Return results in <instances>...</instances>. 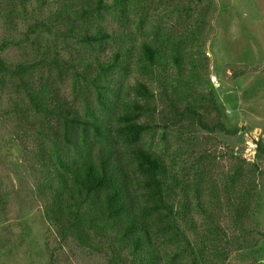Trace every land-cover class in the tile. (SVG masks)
Returning a JSON list of instances; mask_svg holds the SVG:
<instances>
[{"label":"rangeland","instance_id":"rangeland-1","mask_svg":"<svg viewBox=\"0 0 264 264\" xmlns=\"http://www.w3.org/2000/svg\"><path fill=\"white\" fill-rule=\"evenodd\" d=\"M12 1L17 2L0 1V57L9 68L38 61L35 52L45 48L73 63H79V56L86 54L87 61L99 55L108 64L117 51L134 43L133 54H122L120 62L128 71L114 69L111 87L121 88L123 100L135 97L132 88L138 82L146 83L155 95L151 104L157 108L154 118L159 126L146 134L143 142L162 154L171 172L184 180L178 190L190 207L196 210L200 203L207 210L206 214L193 210L192 228L181 222L195 256L201 257L198 263L264 264V155L257 154L258 142L264 144V0H142L127 18L115 10L103 11L91 20L90 30L93 33L100 28L111 35L101 47L87 46L78 36L67 34L63 10L80 0H32L27 14L11 19ZM54 12L66 22L50 20ZM39 22L52 29L34 27ZM30 27L37 28L36 32L30 34ZM166 40L182 48L181 66L186 71L193 59H205L203 54L196 55L197 51L208 55L207 70L191 88L187 72L179 74L168 48L164 70L141 72L140 45L151 42L167 47ZM47 75L49 72L41 68L34 80ZM212 75L218 78V85L212 83ZM57 82L60 93L76 110L85 112L89 104L101 116L93 87L87 95L75 97L72 73H66L63 81L57 76ZM166 88L169 97L179 99L176 103L181 107L197 102L208 123L220 118L237 134L210 133L196 123L193 127L186 123L164 128L161 112L170 111V102L163 97ZM211 97L220 115L208 102ZM27 105L28 98L17 79L0 73V264H108V256L90 254L70 238L62 240L55 225L47 220L45 210L51 203L48 184L52 181L55 186L54 148L45 135L48 118L35 116V127L22 119L20 111ZM114 114L107 116L114 119ZM239 171L255 186L250 199L228 189L231 177ZM251 201V213L239 218L242 207ZM178 245L177 241L167 244L170 264H194L190 251L183 253L181 249L182 254L174 259ZM122 253L128 254L126 249Z\"/></svg>","mask_w":264,"mask_h":264},{"label":"trees","instance_id":"trees-1","mask_svg":"<svg viewBox=\"0 0 264 264\" xmlns=\"http://www.w3.org/2000/svg\"><path fill=\"white\" fill-rule=\"evenodd\" d=\"M141 2L80 0L74 7L66 6L63 11L67 14V34L78 36L80 42L87 46L96 44L101 47L111 39V35L100 28L90 32L91 20L107 10L118 11L127 18L130 12L137 11ZM31 3L32 0L12 1L11 19L27 14ZM49 18L56 19V23L66 22L55 12ZM34 27L52 29L46 22H39ZM37 28L30 27L29 33H35ZM29 38L28 34L27 41ZM167 42L165 44L169 45ZM140 46V69L144 75L152 73L154 68L165 69L169 61L166 48L172 51L171 58L179 74L183 76V72H187L188 88L207 70L208 55L202 50L196 55L203 54L205 59H193L190 70L186 71L185 66H181L184 58L179 46L171 44L164 47L151 42H143ZM133 52L134 43H131L117 51L114 60L108 64L102 62L99 55H94V60L89 57L87 61L85 53L79 56V63H73L56 51L38 49L35 52L38 61L21 63L15 68H9L0 57V73L10 75L22 85L28 105L26 109H21L20 115L27 124L35 127V116L38 115L49 120L45 135L53 143L56 169L53 178L55 186L52 181L48 184L51 203L46 207L45 216L55 225L62 240L70 238L90 254L108 256V264L137 261L141 264H170L167 244L177 241L179 245L174 259L182 252L190 251L194 255L193 263L199 264L201 257L198 254L195 256L194 246L181 229V222L192 228L194 221L190 215L195 210L184 194L179 193L178 188L181 189L184 180L171 172L162 154L143 142L144 136L159 126L154 118L157 108L151 104L155 95L146 83L138 82L132 88L135 97L123 100L121 88L111 87L110 76L114 69L128 71L120 65L122 54L129 57ZM41 68L50 75L34 80V74ZM68 72L73 74L72 91L75 97L87 95L91 87L96 90L101 116L89 104L85 112L76 110L60 93L57 76L63 81ZM167 89L163 97L170 102V111L161 112L164 128L170 125L182 127L186 123L193 127L196 123L210 133L237 134V130L227 129L220 118L213 124L208 123L197 102L189 101L181 107L176 103L179 99L173 95L169 97ZM175 90L172 87V93L176 95ZM112 96L113 101L110 100ZM141 100L145 102L141 103ZM208 102L220 115L216 101L211 97ZM113 114L114 119L108 118L107 115ZM143 118H149V121ZM257 154L259 157L264 155V144L260 141ZM228 189L250 199L255 186L239 171L231 177ZM248 203L242 207L239 218L244 219L251 213L252 201ZM196 210L207 213L200 203H197ZM180 239L188 247L180 245ZM123 249L128 254L124 255Z\"/></svg>","mask_w":264,"mask_h":264},{"label":"built area","instance_id":"built-area-1","mask_svg":"<svg viewBox=\"0 0 264 264\" xmlns=\"http://www.w3.org/2000/svg\"><path fill=\"white\" fill-rule=\"evenodd\" d=\"M211 81L213 84L218 85V78L215 75L211 76Z\"/></svg>","mask_w":264,"mask_h":264}]
</instances>
